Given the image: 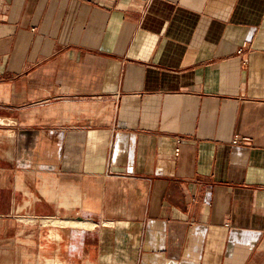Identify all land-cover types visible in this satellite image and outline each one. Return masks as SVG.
<instances>
[{
  "label": "crops",
  "instance_id": "0c3cea01",
  "mask_svg": "<svg viewBox=\"0 0 264 264\" xmlns=\"http://www.w3.org/2000/svg\"><path fill=\"white\" fill-rule=\"evenodd\" d=\"M0 264H264V0H0Z\"/></svg>",
  "mask_w": 264,
  "mask_h": 264
},
{
  "label": "built area",
  "instance_id": "2783aa9c",
  "mask_svg": "<svg viewBox=\"0 0 264 264\" xmlns=\"http://www.w3.org/2000/svg\"><path fill=\"white\" fill-rule=\"evenodd\" d=\"M2 1V0H1ZM242 49V47L239 49V51ZM240 140V138H238V137H235L234 139H233V143H238V142H240L239 141ZM176 152H178V149L176 148Z\"/></svg>",
  "mask_w": 264,
  "mask_h": 264
},
{
  "label": "bare ground",
  "instance_id": "6f19581e",
  "mask_svg": "<svg viewBox=\"0 0 264 264\" xmlns=\"http://www.w3.org/2000/svg\"><path fill=\"white\" fill-rule=\"evenodd\" d=\"M79 223H80V224H89V222H86V223H85V222H79Z\"/></svg>",
  "mask_w": 264,
  "mask_h": 264
}]
</instances>
